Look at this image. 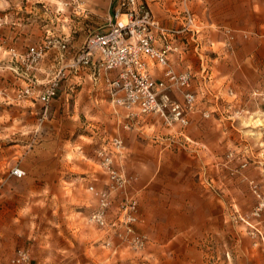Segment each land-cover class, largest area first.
Listing matches in <instances>:
<instances>
[{"label":"rangeland","instance_id":"1","mask_svg":"<svg viewBox=\"0 0 264 264\" xmlns=\"http://www.w3.org/2000/svg\"><path fill=\"white\" fill-rule=\"evenodd\" d=\"M119 1L0 0V196L7 186L9 198L0 206L17 216L23 198L32 232L14 256L25 248L30 264L36 251L45 264H264V48L253 51L258 73L250 80L196 82L175 66L181 51L171 43V66L190 74L199 111L187 127L154 114L128 118L105 98L92 99L91 85L70 83L84 69L74 58L106 29ZM184 1L165 0L181 4L174 15L196 31L203 26ZM243 37L264 43L257 31ZM40 45L45 55L28 60ZM55 79L50 104L32 103ZM171 95L183 101L179 89ZM102 150L123 178L119 187L101 166ZM15 168L25 175L13 176ZM102 192L104 228L90 221Z\"/></svg>","mask_w":264,"mask_h":264},{"label":"built area","instance_id":"2","mask_svg":"<svg viewBox=\"0 0 264 264\" xmlns=\"http://www.w3.org/2000/svg\"><path fill=\"white\" fill-rule=\"evenodd\" d=\"M158 39L164 42L163 46L157 45ZM45 47H32L27 55L28 60L37 61L42 58ZM61 48L66 50L67 45L62 44ZM173 50L167 31L143 2L120 0L106 29L91 36L72 65L75 68H93L97 74L102 75L109 88L112 104L125 110L128 118L154 114L167 126L187 127L197 97L187 90L190 74H178L172 68L169 55ZM151 64L153 68L159 69V74L152 71ZM112 72H117L114 79L109 77ZM58 86L59 82L55 79L40 94L39 99L44 106H48L57 96ZM175 88L182 92V102L172 97ZM24 94L29 95L30 90L27 89ZM112 144L117 150L123 148V142L118 137L112 140ZM100 156L101 166L117 186H121L124 181L120 172L112 168L113 158L105 150L100 151ZM12 175L22 178L25 172L15 168ZM108 205V196L102 192L99 210L90 216V221L104 228L107 225L105 209ZM131 208L134 209L135 205L132 204ZM135 219L133 217L129 220ZM129 231H132L131 228ZM30 260V251L19 248L12 262L30 264Z\"/></svg>","mask_w":264,"mask_h":264},{"label":"crops","instance_id":"3","mask_svg":"<svg viewBox=\"0 0 264 264\" xmlns=\"http://www.w3.org/2000/svg\"><path fill=\"white\" fill-rule=\"evenodd\" d=\"M147 3L153 15L167 31L168 41L174 43L181 51L174 55V64L179 62L181 70L189 71L196 82L202 78L206 79L207 76L217 81L250 80L252 74L258 73L253 51L264 48V43L256 42L253 38L245 40L243 34L253 31L264 34V0H185L184 3L193 10L203 26L196 31L185 30L181 26V23H184L183 18L174 15L181 4L172 8L165 0H147ZM215 26H227L230 29L218 30L213 28ZM233 30L236 35L232 33ZM193 41L197 44L196 47ZM157 45L163 46L164 42L158 39ZM205 49L207 51H204ZM203 64L210 66L207 74H204ZM263 65L264 62L260 63L261 68ZM116 75L117 72H112L109 77L114 79ZM36 82L44 83V80L36 78ZM70 83L91 85L95 90V94L90 95L92 99L100 98L101 101L105 98L114 110L119 109L123 114L126 113L122 108H116L112 104L105 79L93 68H84L80 73L76 72L72 75ZM39 96L38 92L34 94L30 98L31 102L43 105ZM198 111L199 108L191 113L192 119ZM4 194L5 197L0 196V203L6 204L9 201L6 195L7 186L4 188ZM18 201L20 208L17 209L19 214L17 216H13L10 207L0 206V264H9L14 258V248L26 244L32 236L28 217H21L25 211L23 198ZM34 245L36 243L32 246ZM32 264H45L40 251L34 253Z\"/></svg>","mask_w":264,"mask_h":264}]
</instances>
